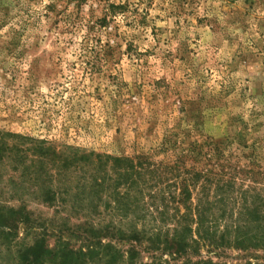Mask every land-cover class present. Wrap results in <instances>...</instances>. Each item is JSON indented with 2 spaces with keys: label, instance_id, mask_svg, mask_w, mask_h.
<instances>
[{
  "label": "rangeland",
  "instance_id": "obj_1",
  "mask_svg": "<svg viewBox=\"0 0 264 264\" xmlns=\"http://www.w3.org/2000/svg\"><path fill=\"white\" fill-rule=\"evenodd\" d=\"M39 141L47 158L34 156ZM168 141L216 144L252 171L238 173V185L264 189V0H0V205L30 212L29 225L0 227V264H21L20 251L40 236L50 247L86 245L76 227L86 217L128 228L105 209L117 175L104 159L81 157L160 160ZM47 189L56 192L49 202ZM114 243L135 245L137 264H264L257 249L170 255Z\"/></svg>",
  "mask_w": 264,
  "mask_h": 264
},
{
  "label": "trees",
  "instance_id": "obj_2",
  "mask_svg": "<svg viewBox=\"0 0 264 264\" xmlns=\"http://www.w3.org/2000/svg\"><path fill=\"white\" fill-rule=\"evenodd\" d=\"M39 143L34 156L47 158L49 148L44 141ZM208 144L210 148L203 151L196 150L194 143L187 149H177L171 141L164 142L159 150L166 156L160 160L146 155L113 157L95 152L83 155L81 158L85 160L92 156L99 161L104 159L106 167L117 175L113 205L107 203L105 209L120 215L119 219H129L132 224L128 228L118 227L113 222L100 225L93 217H86L76 226L81 228L78 233L85 235L86 245L74 248L60 241L50 247L40 236L20 251V263L86 264L88 258L99 261L106 256L105 264H116L126 254L128 264H137L134 260L139 254L138 248L132 245L123 251L114 243L117 240L136 242L140 246L146 242L145 250H161L170 255L190 251L198 254L202 246L257 249L264 253V189L254 184L238 185L237 174H242L241 180H245L252 178V171L245 169L246 165L242 167L231 161L218 145ZM105 165L101 163L98 169ZM120 185L123 191L117 190ZM81 194L82 191L77 192L78 197ZM55 195L52 189L43 191L46 202ZM90 209L98 212L95 206ZM29 213L25 206L0 205V227L11 230L20 223L29 225ZM149 214L159 220V224L147 229L144 222ZM4 239L7 244L12 243L9 236ZM182 264L227 263L199 259Z\"/></svg>",
  "mask_w": 264,
  "mask_h": 264
}]
</instances>
